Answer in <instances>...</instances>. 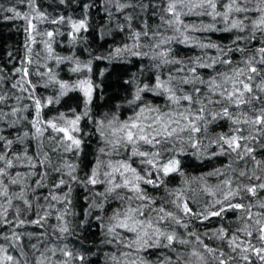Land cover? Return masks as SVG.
I'll return each instance as SVG.
<instances>
[{
  "label": "snow or ice",
  "instance_id": "1",
  "mask_svg": "<svg viewBox=\"0 0 264 264\" xmlns=\"http://www.w3.org/2000/svg\"><path fill=\"white\" fill-rule=\"evenodd\" d=\"M15 3L28 11L0 4L25 33L0 66V264H264V0ZM96 62L126 66L106 110ZM185 156L224 159L190 177Z\"/></svg>",
  "mask_w": 264,
  "mask_h": 264
},
{
  "label": "trees",
  "instance_id": "2",
  "mask_svg": "<svg viewBox=\"0 0 264 264\" xmlns=\"http://www.w3.org/2000/svg\"><path fill=\"white\" fill-rule=\"evenodd\" d=\"M38 3L42 6L43 10L47 11L51 16H58L63 14H72L71 9L66 8L63 5L59 4V0H38ZM0 4H3L5 7L12 6L15 4L18 10L21 12L28 11L26 4H16L15 0H0ZM75 7V5H73ZM11 13L4 12L0 14V66H5V70L10 69L14 66L15 62L9 63L8 60V52H12L13 55H20L23 52V43L25 40V33L23 31L24 21L20 19H6V17L10 16ZM42 27L47 28H55L59 27L57 25H42ZM63 30V28L61 29ZM58 39H63L59 37ZM61 53L66 54V48L58 49ZM124 65H108L104 62H96L94 64V73H99L101 70L107 68L103 77H98V80L101 82L103 86V91L106 95L99 101L100 110H106L105 106H111L118 102V99L124 95L123 92V79L127 78V74L125 72ZM61 76H65V73H61ZM76 93H69V96L64 97L61 101V104L58 106L61 110H67L70 107H74L76 105ZM226 130V126L225 129ZM220 131V129H217ZM224 158H214L212 160H204L203 163L201 161L195 159L191 156H185L182 158V166L185 171V174L194 177L199 176L203 173H207L214 167H219L220 161ZM173 183L170 185L171 187L179 186L181 178L179 176H175L171 178ZM210 183H214V178H209ZM229 215H232L229 213ZM77 220L79 217L76 218ZM217 226V221L213 220L207 222L206 227L212 228ZM204 226H201L203 229ZM98 229L93 227L91 231L88 233V240L93 241L96 240V233ZM95 251V245H88ZM91 259L96 260V256H92Z\"/></svg>",
  "mask_w": 264,
  "mask_h": 264
}]
</instances>
